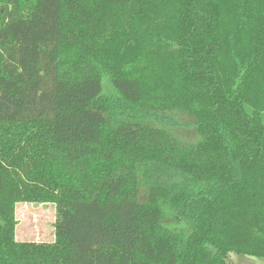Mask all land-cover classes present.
I'll return each mask as SVG.
<instances>
[{"label":"trees","instance_id":"16d2710c","mask_svg":"<svg viewBox=\"0 0 264 264\" xmlns=\"http://www.w3.org/2000/svg\"><path fill=\"white\" fill-rule=\"evenodd\" d=\"M230 253L264 259V0H0V264Z\"/></svg>","mask_w":264,"mask_h":264},{"label":"rangeland","instance_id":"374dc122","mask_svg":"<svg viewBox=\"0 0 264 264\" xmlns=\"http://www.w3.org/2000/svg\"><path fill=\"white\" fill-rule=\"evenodd\" d=\"M110 88L104 82V93L109 94ZM182 122H188L183 119ZM173 129L172 136L185 144L196 140L191 129ZM16 228L15 238L18 242H53L55 205L53 203H18L15 209ZM228 264H264V259L230 253L226 257Z\"/></svg>","mask_w":264,"mask_h":264}]
</instances>
